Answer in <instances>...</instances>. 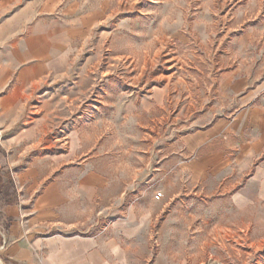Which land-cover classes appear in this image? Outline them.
Instances as JSON below:
<instances>
[{
  "label": "rangeland",
  "instance_id": "1",
  "mask_svg": "<svg viewBox=\"0 0 264 264\" xmlns=\"http://www.w3.org/2000/svg\"><path fill=\"white\" fill-rule=\"evenodd\" d=\"M134 215L137 264H264V0H0V264Z\"/></svg>",
  "mask_w": 264,
  "mask_h": 264
},
{
  "label": "crops",
  "instance_id": "2",
  "mask_svg": "<svg viewBox=\"0 0 264 264\" xmlns=\"http://www.w3.org/2000/svg\"><path fill=\"white\" fill-rule=\"evenodd\" d=\"M135 218L134 222L120 223L122 236L110 241L43 234L29 223L12 226L8 257L15 264H137L135 256L146 241L147 227Z\"/></svg>",
  "mask_w": 264,
  "mask_h": 264
}]
</instances>
